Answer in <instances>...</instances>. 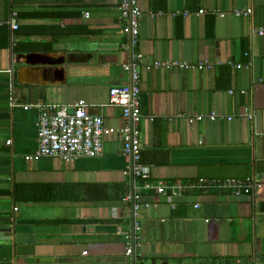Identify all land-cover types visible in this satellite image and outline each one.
Segmentation results:
<instances>
[{
  "label": "crops",
  "instance_id": "obj_1",
  "mask_svg": "<svg viewBox=\"0 0 264 264\" xmlns=\"http://www.w3.org/2000/svg\"><path fill=\"white\" fill-rule=\"evenodd\" d=\"M120 2L0 0V190L31 192L0 198L10 230L0 233V264H264V0H140L144 66H194L141 68L143 163L176 192L167 196L125 173L122 112L105 106L109 89L130 81ZM31 54L63 63L28 64ZM82 100L104 118L103 155L27 161L39 119L27 106ZM211 114L218 119L188 121ZM233 181L251 193L220 187ZM135 195L150 206L128 257Z\"/></svg>",
  "mask_w": 264,
  "mask_h": 264
},
{
  "label": "built area",
  "instance_id": "obj_2",
  "mask_svg": "<svg viewBox=\"0 0 264 264\" xmlns=\"http://www.w3.org/2000/svg\"><path fill=\"white\" fill-rule=\"evenodd\" d=\"M119 19L122 25V31L129 38L132 50L131 60L124 64L125 71L130 73V81L124 85L112 86L109 89V101L107 107L119 108L124 120L123 127L118 130V136L123 144V153L128 161L126 174L131 175L134 180L144 182V189H155L162 196L174 195L176 192L171 190L163 182L154 183L152 181L151 169L143 163V145L141 142L140 123L143 117L141 109V68L146 70H158L165 68L172 70L175 68L192 69L194 66L187 62H160L145 65L144 56L137 52L140 37V20L143 12L140 7V0H121L119 4ZM201 11L200 14H204ZM252 14L251 10H236L237 17H248ZM224 17V13H220ZM2 24L0 23V26ZM13 29H17L16 24H12ZM257 34L264 38V28H259ZM238 69L244 68L240 63H229ZM199 69L210 68L207 62L196 65ZM13 104H17L16 102ZM39 119L38 129V151L36 154L26 157V160L32 162L40 157L58 158L65 162H73L79 158H98L103 155L104 141L107 134L105 121L102 115L93 114L91 105L86 101H79L74 105L44 103L38 104ZM218 116L196 115L190 116V124L200 123L205 120L216 121ZM11 141L7 144L11 145ZM156 184V185H155ZM221 188H231L237 194H250L253 187L244 181L229 182L228 185H221ZM125 198L124 201H129ZM133 200V199H131ZM149 204L141 203V196L135 195L133 200V214L135 216L133 230L126 234L128 257L133 256L135 252V242L141 231V225L137 220L140 210L149 207ZM18 211V209H16Z\"/></svg>",
  "mask_w": 264,
  "mask_h": 264
},
{
  "label": "water",
  "instance_id": "obj_3",
  "mask_svg": "<svg viewBox=\"0 0 264 264\" xmlns=\"http://www.w3.org/2000/svg\"><path fill=\"white\" fill-rule=\"evenodd\" d=\"M26 61L28 64H35V65L40 64L43 66H54V67H59L63 63L61 60H56L40 54L28 55ZM56 74L61 78L63 76V71L57 70ZM5 221H9V220H0V233L10 231L9 226L3 224ZM1 240H3V238H0V241Z\"/></svg>",
  "mask_w": 264,
  "mask_h": 264
},
{
  "label": "trees",
  "instance_id": "obj_4",
  "mask_svg": "<svg viewBox=\"0 0 264 264\" xmlns=\"http://www.w3.org/2000/svg\"><path fill=\"white\" fill-rule=\"evenodd\" d=\"M28 191H29V189L27 190V188H26V190H25L24 188H21V187H16L13 191L0 190V198H10V199H15L17 201L20 199L22 200L23 199L22 197H24V195L31 193ZM30 191H32V190H30ZM32 192H34V191H32ZM123 199H125V198H123Z\"/></svg>",
  "mask_w": 264,
  "mask_h": 264
}]
</instances>
